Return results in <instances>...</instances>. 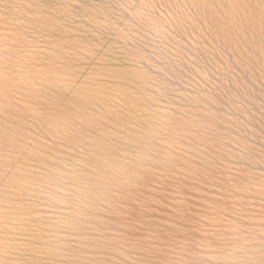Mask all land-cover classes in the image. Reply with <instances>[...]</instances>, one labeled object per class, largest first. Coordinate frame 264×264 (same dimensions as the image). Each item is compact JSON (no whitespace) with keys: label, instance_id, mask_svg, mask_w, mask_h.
<instances>
[{"label":"rangeland","instance_id":"rangeland-1","mask_svg":"<svg viewBox=\"0 0 264 264\" xmlns=\"http://www.w3.org/2000/svg\"><path fill=\"white\" fill-rule=\"evenodd\" d=\"M0 264H264V0H0Z\"/></svg>","mask_w":264,"mask_h":264}]
</instances>
